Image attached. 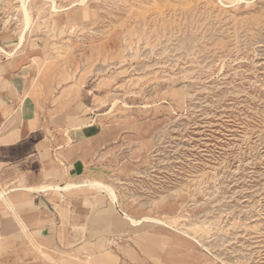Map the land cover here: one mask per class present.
Wrapping results in <instances>:
<instances>
[{
	"label": "rangeland",
	"instance_id": "1",
	"mask_svg": "<svg viewBox=\"0 0 264 264\" xmlns=\"http://www.w3.org/2000/svg\"><path fill=\"white\" fill-rule=\"evenodd\" d=\"M26 5L17 47L22 0H0V39L48 122L47 184L116 195L48 190V260L264 264V0Z\"/></svg>",
	"mask_w": 264,
	"mask_h": 264
},
{
	"label": "crops",
	"instance_id": "2",
	"mask_svg": "<svg viewBox=\"0 0 264 264\" xmlns=\"http://www.w3.org/2000/svg\"><path fill=\"white\" fill-rule=\"evenodd\" d=\"M0 47H7L3 39ZM21 81L12 56L0 53V264H56L48 260L50 248H61L59 213H51L46 193L56 190L46 180L48 122L20 101Z\"/></svg>",
	"mask_w": 264,
	"mask_h": 264
},
{
	"label": "bare ground",
	"instance_id": "3",
	"mask_svg": "<svg viewBox=\"0 0 264 264\" xmlns=\"http://www.w3.org/2000/svg\"><path fill=\"white\" fill-rule=\"evenodd\" d=\"M27 1L28 0H22V8L24 11L23 14H24V18H25V27H24L22 33L20 34L19 44L17 45V47L21 46L24 43L25 38H26V30L29 28L30 23H31L30 13H29V10H28L27 5H26ZM85 1L86 0H79L80 3H84ZM52 7L54 9H57L55 5ZM0 53L12 55L14 52H9L5 48L0 47ZM83 186L99 187L102 190L105 189L106 191L109 192V194L112 196V198L114 200H116V195H115L113 189L111 187H109L108 185L103 184L99 181L67 183L65 186H61V185L57 184V185L51 186V187L55 188L56 190L63 191V190H69L72 188H79V187H83ZM128 219L130 220L131 224H134V225H137V224L142 222V220H136L130 216H128Z\"/></svg>",
	"mask_w": 264,
	"mask_h": 264
}]
</instances>
